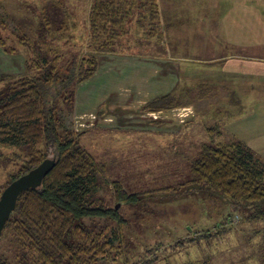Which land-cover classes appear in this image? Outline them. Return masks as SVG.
I'll return each mask as SVG.
<instances>
[{
	"label": "trees",
	"instance_id": "1",
	"mask_svg": "<svg viewBox=\"0 0 264 264\" xmlns=\"http://www.w3.org/2000/svg\"><path fill=\"white\" fill-rule=\"evenodd\" d=\"M40 12L32 37L14 36L0 16L1 48L24 60L23 73L0 76V158L3 162L9 159L4 148L21 151L11 156L21 165L7 175L0 196L10 183L45 160H55V166L41 186L19 196L0 236V264H156L160 245L144 248L142 255L134 253L139 247L123 232L129 223L117 208L121 204L138 206L143 196L129 194L120 182H113L114 208L96 198L105 166L82 145L86 132L66 129L62 116L73 106L78 88L98 72L102 56L133 53L138 44L163 40L159 2L90 0L89 10L84 11L86 41L80 42L75 53L69 34L76 24L70 27L64 22L54 28L45 12ZM71 16L67 14V21ZM50 44L55 48L49 49ZM198 89L199 99L210 95L203 85ZM177 93L148 101L141 106V114L188 106ZM213 130L216 128L209 129ZM257 161L239 142L203 145L191 162L190 179L180 186L192 194L199 191L223 198L239 213L241 223L264 222V168ZM201 236L212 235L206 231ZM193 238L168 248L181 247Z\"/></svg>",
	"mask_w": 264,
	"mask_h": 264
},
{
	"label": "rangeland",
	"instance_id": "2",
	"mask_svg": "<svg viewBox=\"0 0 264 264\" xmlns=\"http://www.w3.org/2000/svg\"><path fill=\"white\" fill-rule=\"evenodd\" d=\"M61 2L47 5L44 12L54 28L64 22L70 27L76 24V28H71L69 34L74 47L72 51L75 53L80 42L85 43L88 20L83 10H74L68 12L73 17L67 21L68 13L61 8L64 1ZM224 2L221 0L222 5ZM21 4V0L19 3L18 0H0V16L8 32L10 30L14 36L32 37L41 12L33 5ZM160 6L163 40L159 43L143 42V45L138 44L133 49L135 52L127 54L132 58L150 56L162 60L159 66H149L159 72L161 66L162 72L158 73V79L154 78L152 83H147L151 91L149 93L152 94L147 101L168 92H178L179 99L191 105L172 112L173 118L181 121L184 119V124L169 125L171 130L166 131L160 123L150 124L146 114V119H141V111L132 108L130 104L135 102L132 81L136 77L131 59L122 63L121 56L116 57V60L112 56H102L99 68L110 63L115 73L106 74L103 79L102 76L98 77L90 83L88 90L91 95L85 97L83 103L86 110L95 111L79 113L75 101L79 87L73 106L67 107L62 116L64 127L75 132H86L82 137V145L97 162L104 164L106 171L99 177L100 191L96 198L106 207L114 208L117 204L113 182H120L129 194L143 196L138 206L121 204L117 207L129 223L123 232L128 233L139 247V252L135 250L134 253L142 255L144 248L160 245L156 264H264L263 221L241 223V218L236 216L239 213L228 206L223 198L221 201L217 197L204 196L199 191L192 194V191L180 186L190 179L191 162L203 145H233L237 140L241 142L231 135L229 140H221L223 134L227 138L228 125L233 130L250 129L253 136L255 130L264 131L262 108L255 95L253 101L239 100V91L232 95L233 101L226 98L217 102L216 99L210 100L209 95L200 102L197 97L201 93L199 86L203 85L209 92L216 86L209 74L215 64L224 63L223 58L227 54H264V51L258 50V47L264 48V43L257 36L246 43L229 42L228 31L235 28L238 32L239 28L231 27L228 23L238 22L243 27L246 25L247 31L250 29L251 35L255 34L253 10L246 17L240 18L239 12L231 10V17L229 14L225 17L227 11L220 5V9L216 10L213 0H203L193 9L181 8L179 4L173 6L175 11H167L164 9L167 8L164 0ZM224 6L229 9L228 5ZM6 34L3 31L4 37ZM54 48L55 45L50 44L49 49ZM222 69L214 75L227 76L225 79L228 83V76L232 73ZM173 72L178 74L176 85L170 75ZM150 87H153L152 90ZM188 90H192V93ZM206 90L203 89L202 94ZM236 100L239 102L235 104ZM98 111L107 116L104 118ZM104 119L107 121L105 124ZM99 122L104 125H99ZM95 124L97 127L90 128ZM215 128L222 133L209 131ZM4 149L9 159L3 162L0 158V187L5 183L7 175L21 165L20 161L14 162L11 158L14 153H21L19 149ZM257 165L262 168L264 163L258 159ZM170 187L173 190H164ZM230 214L233 218L229 219ZM99 224L103 225L104 222L100 221ZM206 231L212 236H201ZM191 237L194 238L190 243L168 248L176 241H188ZM138 247L135 246V249L138 250Z\"/></svg>",
	"mask_w": 264,
	"mask_h": 264
},
{
	"label": "crops",
	"instance_id": "3",
	"mask_svg": "<svg viewBox=\"0 0 264 264\" xmlns=\"http://www.w3.org/2000/svg\"><path fill=\"white\" fill-rule=\"evenodd\" d=\"M64 1L61 6L64 11L72 12L74 10L77 11H86L89 10L90 6V0H61ZM60 0H21V5H33L36 10L44 11L47 9V5L52 4H60ZM203 0H164L167 4V8H164L167 11H175V6L179 5L181 8H187V9H193L197 3H201ZM224 5H228L229 9H226L224 5L221 4V0H213V3L215 4V9L218 10L219 5L223 7L224 11H227V14L225 17L230 15L231 12H239V17H246L247 13L253 10L252 18L256 21V29L255 34L252 36V31L249 29L247 31L246 25L244 27L241 23H228L229 26L233 27L235 26L238 32L235 31V28H231L228 31L229 34V42L234 43H246L251 41L252 39L257 36L260 38L262 43H264V0H224ZM159 2V8H160V16L162 15V8L160 6V3L162 0H158ZM19 3V0H18ZM62 3V2H61ZM40 6V7H39ZM42 6V8H41ZM174 6V7H173ZM256 12V15L254 14ZM238 15H236L237 17ZM162 19V18H161ZM263 47H258L259 51H264ZM250 49L257 50L253 47ZM251 52L250 50H247ZM115 58L118 56L123 57L122 60H120L122 63H127L129 59H131V63L134 67V74L135 79H133L132 84L134 86L133 89V95L135 97V102H130L132 108H137L140 110L141 106L146 104L148 101V98L152 96L149 92L150 89L147 85L152 83L153 79H158L157 75L160 74L161 66H160V72L153 67V69L149 68V66H159V63H162V60L159 59H153L150 56L146 57H134L128 55V54H115V55H109ZM130 57V58H129ZM110 59V61L112 60ZM224 63L223 64H215V68L212 69V72L209 74L212 76V78L216 82V86L212 89L210 92V100L216 99L217 102H219L220 99H229L232 100V95L236 92H240L241 98L239 100H245V101H253L254 95L256 96V100L260 102V107L262 108V122L264 123V54L262 56L254 55L249 53L247 56H243L241 54L235 55V54H227L226 57L223 58ZM160 61V62H158ZM223 65V66H222ZM113 65L110 63L105 64V67L99 68L98 72L95 74L94 77H92L90 80L86 81L84 84L80 86V89L78 90L76 94V106L79 108V113H87V112H93L95 110H86L85 105L83 102H85V97L90 96V92L88 88L90 87V83L97 79L98 77H101L103 79L106 74L115 73L113 70ZM223 67V71H227L232 73V75L228 76V83L226 81L227 76H217L214 75L215 72H219L220 68ZM24 72V60L23 57L20 54H8L6 53L0 46V76L4 74L8 75H16L21 74ZM173 78V84H177V73L173 72L170 74ZM216 78H222L221 80H217ZM225 82V84H223ZM151 88V87H150ZM153 88V87H152ZM151 88V90H152ZM256 92V93H255ZM169 93V92H168ZM167 93V94H168ZM132 97V98H134ZM154 98V97H153ZM206 98V97H205ZM205 98L199 99L202 102ZM239 100L235 101V104L239 102ZM191 106V105H188ZM184 108V107H183ZM186 108V107H185ZM102 110V109H100ZM179 111L180 109H174L172 111H169L167 113L165 112H151L145 114H140L141 119H144L147 117L149 119L150 124H156L160 125L164 130L169 131L171 130L170 126H174L179 124H184V119L178 120L176 118H173L172 112ZM100 112V111H98ZM97 112V113H98ZM102 116L105 118L104 113L100 112ZM99 113V114H100ZM102 117V118H103ZM152 120H151V119ZM146 119V118H145ZM103 123H107V121L104 119ZM160 123V124H159ZM99 122V125H104ZM170 125V126H169ZM224 128V125H222ZM227 126V125H225ZM229 126V125H228ZM227 126L226 133L227 138H225L224 134L221 137V140H229L231 137H233L235 140L237 138L241 141L242 145H244L246 148L250 149L251 152L254 154V156L263 161L264 163V131L255 130L254 136L251 134V130L243 131V129L240 130H233L232 128H229ZM166 127L168 129H166ZM229 135H231L230 138ZM238 142V140H237ZM236 143V142H234ZM233 143V144H234ZM264 167V165H263ZM262 167V168H263Z\"/></svg>",
	"mask_w": 264,
	"mask_h": 264
},
{
	"label": "water",
	"instance_id": "4",
	"mask_svg": "<svg viewBox=\"0 0 264 264\" xmlns=\"http://www.w3.org/2000/svg\"><path fill=\"white\" fill-rule=\"evenodd\" d=\"M55 160L47 159L38 167L10 183L0 196V236L16 209L19 196L29 189L41 186L44 178L52 171Z\"/></svg>",
	"mask_w": 264,
	"mask_h": 264
}]
</instances>
